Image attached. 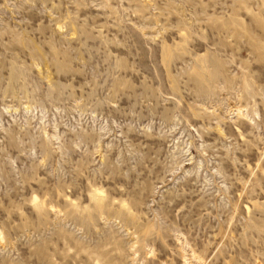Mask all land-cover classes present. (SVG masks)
<instances>
[{"label": "rangeland", "instance_id": "374dc122", "mask_svg": "<svg viewBox=\"0 0 264 264\" xmlns=\"http://www.w3.org/2000/svg\"><path fill=\"white\" fill-rule=\"evenodd\" d=\"M0 264H264V0H0Z\"/></svg>", "mask_w": 264, "mask_h": 264}]
</instances>
